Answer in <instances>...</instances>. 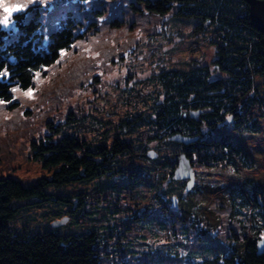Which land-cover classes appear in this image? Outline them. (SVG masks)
Returning <instances> with one entry per match:
<instances>
[{
    "label": "rangeland",
    "instance_id": "obj_1",
    "mask_svg": "<svg viewBox=\"0 0 264 264\" xmlns=\"http://www.w3.org/2000/svg\"><path fill=\"white\" fill-rule=\"evenodd\" d=\"M4 3L24 5L21 11L29 9L26 16L38 11L41 48L60 18L70 15L67 11L83 22L75 30L86 33L38 72L33 86L13 89L8 101H0V177L29 185L50 176L30 149L33 140L52 132L50 124L94 149L103 143L110 146L116 137L128 145L111 160V175L47 186L49 193L68 196L66 201L15 200L16 211L7 220L10 230L26 226L32 235L93 229L98 232V264H221L244 207L219 208L218 225L207 229L203 222L182 219L171 207L172 196L186 197L185 182L171 178L180 144L165 140L164 133L145 120L159 102L157 74L162 69L207 66L211 79L223 76L212 63L217 40L212 27L199 30L197 18L171 12L141 14L143 0ZM13 14L7 26L0 24L11 36L17 31ZM4 16L0 8V20ZM254 84L246 96H264V73L254 76ZM149 149L158 156L145 159Z\"/></svg>",
    "mask_w": 264,
    "mask_h": 264
},
{
    "label": "trees",
    "instance_id": "obj_2",
    "mask_svg": "<svg viewBox=\"0 0 264 264\" xmlns=\"http://www.w3.org/2000/svg\"><path fill=\"white\" fill-rule=\"evenodd\" d=\"M26 10L13 14L14 36L0 26V101H8L13 89L33 86L34 76L86 33L75 30L83 22L67 11L70 15L60 18L58 28L41 48L40 14L26 16ZM139 10L141 14L171 12L195 17L199 30L211 26L217 37L212 63L223 76L211 79L207 66L162 69L157 74L159 102L145 120L163 132L164 139L173 133L198 134L189 145L178 143L196 166L191 190H184V198L176 196L180 217L191 224L203 222L207 229L218 225L219 208L244 207L221 264H264V251L258 254L256 249L257 241L264 238V96H246L255 87L254 76L264 73V35L253 26L246 0H143ZM190 110L200 113L190 117ZM49 127L52 132L33 140L30 149L50 176L29 185L11 176L0 177V264L100 261L98 232L93 229L79 234L44 231L30 235L26 226L21 231L8 227L7 220L16 211L15 200L66 201L68 196L49 193L47 186L111 175V160L128 147L116 137L110 146L103 143L94 149L79 136L59 133V126ZM145 159H149L146 152Z\"/></svg>",
    "mask_w": 264,
    "mask_h": 264
},
{
    "label": "water",
    "instance_id": "obj_3",
    "mask_svg": "<svg viewBox=\"0 0 264 264\" xmlns=\"http://www.w3.org/2000/svg\"><path fill=\"white\" fill-rule=\"evenodd\" d=\"M249 6V15L253 23V26L264 35V0H246ZM264 44V38H263ZM200 113L199 110H190L189 116L196 117ZM165 139L174 141L177 143H182V145H189L195 142L198 139V135H186L181 133H173L166 136ZM146 156L148 158H156L158 156L157 152L150 149L146 151ZM174 158L176 164L173 168L171 178L173 180L181 181L185 180L184 190L186 192L190 191L195 180V174L192 167L191 159L186 155L184 151H178L174 153ZM177 197H171V206H176ZM54 225H58V222H55ZM257 253L260 254L264 251V238H260L257 241Z\"/></svg>",
    "mask_w": 264,
    "mask_h": 264
},
{
    "label": "snow or ice",
    "instance_id": "obj_4",
    "mask_svg": "<svg viewBox=\"0 0 264 264\" xmlns=\"http://www.w3.org/2000/svg\"><path fill=\"white\" fill-rule=\"evenodd\" d=\"M23 7L24 5L19 4H13L11 6H8L4 3V0H0V8H2L3 12L5 13L3 20H0V24H4L5 26H7L9 22V17H11L14 12L21 11ZM25 94L30 95V92Z\"/></svg>",
    "mask_w": 264,
    "mask_h": 264
},
{
    "label": "flooded vegetation",
    "instance_id": "obj_5",
    "mask_svg": "<svg viewBox=\"0 0 264 264\" xmlns=\"http://www.w3.org/2000/svg\"><path fill=\"white\" fill-rule=\"evenodd\" d=\"M177 208H178V199H177V202H176L175 209H177Z\"/></svg>",
    "mask_w": 264,
    "mask_h": 264
}]
</instances>
